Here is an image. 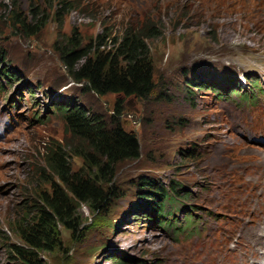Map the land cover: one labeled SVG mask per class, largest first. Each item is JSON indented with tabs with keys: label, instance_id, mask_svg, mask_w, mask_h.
<instances>
[{
	"label": "rangeland",
	"instance_id": "obj_1",
	"mask_svg": "<svg viewBox=\"0 0 264 264\" xmlns=\"http://www.w3.org/2000/svg\"><path fill=\"white\" fill-rule=\"evenodd\" d=\"M13 2L28 21L33 7L52 8L29 37L10 30L9 19L10 26L0 21V58L12 62L0 59L9 71L0 76V264H19L7 255L9 244L22 246L12 220L25 212L42 155L49 146L72 144L58 108L80 107L106 124L115 113L118 96L85 92L56 51L62 53L73 31L84 51L94 49L104 29L109 50L123 30L149 23L159 36L148 42L157 91L143 101L125 99L119 117L136 134L141 157L118 164L113 181L121 195L105 211L91 214L81 207L82 237L60 227L62 248L41 260L224 264L228 248L247 244L259 254L264 244V135H258L264 131V0H75L61 22L54 15L61 0ZM9 4L0 0V18ZM244 76L256 78L259 87L247 98L239 96L250 90ZM200 83L206 88L196 89ZM69 164L74 171L83 165L75 157ZM149 178L174 196L165 208L170 216H156L154 200L139 199V182ZM249 217L252 225L246 224Z\"/></svg>",
	"mask_w": 264,
	"mask_h": 264
},
{
	"label": "trees",
	"instance_id": "obj_2",
	"mask_svg": "<svg viewBox=\"0 0 264 264\" xmlns=\"http://www.w3.org/2000/svg\"><path fill=\"white\" fill-rule=\"evenodd\" d=\"M13 1L3 8L6 15L0 18L7 25L10 20V30L29 37L49 19L51 4L40 11L37 9L39 7H33L28 21L19 15ZM74 1L61 0L56 5L54 15L59 22L73 7ZM10 5L12 11L7 12ZM158 37L155 24L128 27L120 38L113 40L111 48L105 50L110 35L104 29L96 37L95 48L84 51L82 42L73 31L65 38L62 53L56 51L68 76L74 83L80 84L85 92H93L98 96L111 93L118 96V101L110 124L100 117L89 116L80 107L58 108L63 111L62 117L72 144L49 146L42 155L43 167L36 172L37 180L32 182L34 190L22 207L25 212L15 215L12 220L14 234L21 240L22 246L9 244L8 257L19 264H43L41 255L52 254L62 248L60 227L75 237H78V233L82 237V206L91 214H97L105 211L121 195L113 181L116 167L122 162L139 160L141 148L136 134L127 130L119 117L125 99L143 101L154 96L157 91L148 42ZM247 79L252 88L258 87L255 79L252 82L249 77ZM186 85L188 87L187 82ZM196 87L205 89L206 85L200 83ZM75 142L78 143L75 145ZM72 157L81 159L83 165L80 170L70 168ZM155 182V178L141 179L139 192L142 196L139 199L154 200L151 208L160 217L164 214L165 205L171 203L174 196L165 186ZM38 184L49 187L39 190L36 188ZM119 264L130 263L119 261Z\"/></svg>",
	"mask_w": 264,
	"mask_h": 264
},
{
	"label": "bare ground",
	"instance_id": "obj_3",
	"mask_svg": "<svg viewBox=\"0 0 264 264\" xmlns=\"http://www.w3.org/2000/svg\"><path fill=\"white\" fill-rule=\"evenodd\" d=\"M239 131V130H238ZM253 132V131H252ZM240 135H241V133H239ZM245 134V133H244ZM248 134V133H247ZM258 135L259 136H263L264 135V131H260L259 133H258ZM250 136V135H249ZM249 139H250V137H249ZM244 228V227H243ZM248 231V230H247ZM244 234V233H243ZM249 238V237H248ZM248 238H247V240H248ZM252 241H253V239H252ZM251 241V242H252ZM246 246V245H245ZM239 246H235L234 248H228L227 250H226V252L227 253H231V254H233V253H236V255L234 256V259H235V264H245V261H246V259H247V257H246V255H242V254H240L239 252L241 251V250H237V248H238ZM242 247H244L243 245L242 246H240V249H242ZM261 249H264V244H262L261 246H260V251H261ZM254 256H253V258L254 257H258L259 255H260V252H259V254H253ZM253 261V260H252ZM251 261V262H252ZM250 262V263H251Z\"/></svg>",
	"mask_w": 264,
	"mask_h": 264
}]
</instances>
